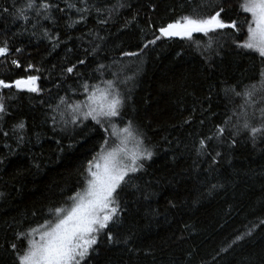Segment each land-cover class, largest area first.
Listing matches in <instances>:
<instances>
[{
	"label": "trees",
	"instance_id": "obj_1",
	"mask_svg": "<svg viewBox=\"0 0 264 264\" xmlns=\"http://www.w3.org/2000/svg\"><path fill=\"white\" fill-rule=\"evenodd\" d=\"M243 2L33 0L28 8L29 0H0V47L9 48L0 79L35 75L40 89L0 88V264H18L30 237L17 234L54 223L55 209L84 187L110 131L91 118L73 123L68 105L84 100V85L105 81L123 98L116 122H131L153 155L118 190L119 214L86 264H264V134L250 132L264 126V58L237 47L251 19ZM219 6L239 31L148 44L160 27Z\"/></svg>",
	"mask_w": 264,
	"mask_h": 264
},
{
	"label": "snow or ice",
	"instance_id": "obj_2",
	"mask_svg": "<svg viewBox=\"0 0 264 264\" xmlns=\"http://www.w3.org/2000/svg\"><path fill=\"white\" fill-rule=\"evenodd\" d=\"M27 7H33V0H29ZM40 7L47 11L51 5L41 3ZM241 10L250 14L251 19L246 21L248 24L246 40L237 44V47L256 52L264 58V0H244L241 4ZM225 11L223 6H219L218 10L206 17L184 16L175 22L160 27L158 29L160 35L156 36L154 40L148 41V44H154L161 37L191 38L193 33L208 35L217 32V30L233 29L239 31L238 21L226 22L223 19ZM104 22L101 21V23ZM16 51L20 52L21 49H16ZM8 53L7 44L0 47V56H6ZM139 54L135 52L124 53L126 56ZM84 62V60L78 61L79 64ZM11 63L17 68L21 67L17 60H12ZM33 67L32 64H29L25 71L32 70ZM103 67L100 65V68ZM74 69L75 65L68 67L65 71L71 74ZM261 76L260 89L264 90V72L261 73ZM38 79L39 77L35 75H27L10 83L0 79V88L10 89L14 87L17 90L36 93L40 91L37 86ZM104 83L106 84L104 88L92 86V91L86 97L88 103L83 105L87 109L83 112L84 118L90 117L102 128L105 127V120L110 122L111 118L120 115L123 106V98L113 86V82L105 81ZM88 88L87 84L84 85L85 92H88ZM256 90V85H252L251 89L246 90L243 95L252 97ZM236 95L240 96L241 93H236ZM68 107L73 112L81 110L80 104L68 105ZM3 111L4 105L0 102V112ZM261 118L264 119V109H261ZM72 122H77L76 116H73ZM19 127L23 128V124H20ZM243 127L247 129L250 125L246 121ZM105 131L107 132V128ZM223 131L222 128L218 129V134H222ZM250 132L255 139L257 134H264V126L251 127ZM111 137H117L119 143L115 147L107 149ZM132 142H134L135 147L129 149L128 144ZM67 147L72 149L74 145L69 143ZM204 147L205 141L201 140L200 148L197 151ZM152 155L151 151L143 148V141L139 138L131 122L119 130L115 125H112L111 133L106 135L105 142L101 145V152L88 162V178L84 190L76 192L69 198L72 201L71 208L55 209L57 214L55 223L45 221V224L31 229L28 233L17 234V239L34 237L37 233L39 234L38 240L28 239L27 248L22 255L17 257L18 264H82V262L86 264V258L94 250L93 246L98 243V235L107 229L110 222H113L119 214L118 190L127 183L129 174L142 168L141 161L150 159ZM260 223L264 225V220H261ZM244 235H250V232L237 236L236 240L243 239ZM113 239L109 233L108 241L111 243ZM11 247L15 250L16 245L13 244ZM224 250L222 249V251Z\"/></svg>",
	"mask_w": 264,
	"mask_h": 264
},
{
	"label": "rangeland",
	"instance_id": "obj_3",
	"mask_svg": "<svg viewBox=\"0 0 264 264\" xmlns=\"http://www.w3.org/2000/svg\"><path fill=\"white\" fill-rule=\"evenodd\" d=\"M250 17H251V16H250ZM97 87H99V88H104V87H106V84H105V83H102V84L98 85ZM91 91H92V88H91L90 90H88V92H87V94H86L84 100L78 103V104L81 105V110H80L79 112H74V115H75L76 117H78V118H84V116H83V112L86 111L87 109H85V108L83 107V105L86 104V103H88V101L86 100V97H87V95H88ZM89 118H90V117H89ZM104 125H105V127H108V129H109V131H110L109 134H110V133H111V130H112V125H115L116 128H117V130H119V129L125 127L127 124H126V125H119V124L116 122V117H113V118H111V121H110V122H109L108 120H105V121H104ZM117 143H119L118 138H117V137H111V141H110L109 145L107 146V149H111L112 147H115V145H116ZM134 147H135L134 142L128 144V148H129V149H133ZM143 148H145L144 145H143ZM107 149H106V150H107ZM100 152H101V151H100ZM100 152H99V153H100ZM87 178H88V173H87V175H86V179H87ZM85 186H86V180H85L84 187H83L80 191H83L84 188H85ZM71 206H72V201H71L70 206H69L67 209H70ZM54 223H55V222H54ZM30 238H34V239L38 240V239H39V234L37 233L34 237H30ZM30 238H29V239H30Z\"/></svg>",
	"mask_w": 264,
	"mask_h": 264
},
{
	"label": "water",
	"instance_id": "obj_4",
	"mask_svg": "<svg viewBox=\"0 0 264 264\" xmlns=\"http://www.w3.org/2000/svg\"><path fill=\"white\" fill-rule=\"evenodd\" d=\"M174 37H176V36H174ZM164 38H166V39H171V38H173V37H164Z\"/></svg>",
	"mask_w": 264,
	"mask_h": 264
}]
</instances>
